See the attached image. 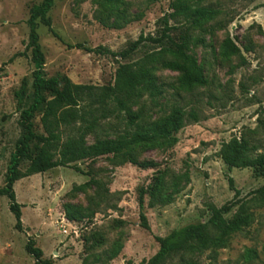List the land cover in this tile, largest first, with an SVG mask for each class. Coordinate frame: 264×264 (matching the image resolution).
<instances>
[{
    "label": "rangeland",
    "instance_id": "rangeland-1",
    "mask_svg": "<svg viewBox=\"0 0 264 264\" xmlns=\"http://www.w3.org/2000/svg\"><path fill=\"white\" fill-rule=\"evenodd\" d=\"M41 1L0 0V188L22 131L16 92L24 77L27 84L21 107L31 102L35 66L31 48H25L29 39L27 20L31 7ZM205 1L225 12L187 31L192 39L188 52L197 59L206 83L190 91L181 90L177 86L179 73L155 63L151 73L162 92L155 100L145 93L128 104L131 111L141 110L147 120L167 115L176 105L186 113L192 109L198 120L186 114L174 144L134 149L136 159L149 160L153 167L120 163L107 154L79 161V170L59 166L15 181L22 229L15 227L8 198L0 195V264H35L25 248L28 239H33L43 257L54 264H142L158 250L155 236L204 222L210 215L208 205L222 206L234 198L235 189L244 200L264 183V174L253 167L229 169L218 153L221 143L232 137L245 138L264 151V0ZM170 2L121 0L110 7L97 0H54L47 13L51 28L41 20L37 27L46 77L66 75L79 84H113L119 66L159 49L144 42L125 58L117 55L141 34L160 36L162 18L173 11ZM230 18L233 20L224 26L217 23ZM170 24H174L173 19H169ZM179 32L172 30V37ZM225 37L239 46L240 55L219 54ZM33 121L35 130L42 133L39 112ZM134 129L125 111H119L100 119L85 140L91 144ZM28 163L23 161L20 169L24 171ZM157 169L166 170L168 178L188 169L190 182L168 205L149 207L148 195L144 196L150 225L147 230L140 226L138 191L148 185ZM228 177L233 178L234 189ZM65 204L79 212L88 207L97 212L92 218L70 220L65 216ZM238 207L234 205L224 217L230 219ZM246 207L252 214L250 224L231 234L224 247L174 255L167 264H184L187 260L195 264H264V205L246 201ZM94 233L102 236V244H93ZM115 241L121 243V250L108 259Z\"/></svg>",
    "mask_w": 264,
    "mask_h": 264
},
{
    "label": "trees",
    "instance_id": "trees-1",
    "mask_svg": "<svg viewBox=\"0 0 264 264\" xmlns=\"http://www.w3.org/2000/svg\"><path fill=\"white\" fill-rule=\"evenodd\" d=\"M103 6L113 7L121 0H97ZM54 4V0H42L33 5L27 20L29 26L26 49L31 48L34 70L32 73L31 102L27 107H21L25 96L26 78L21 81L16 92L17 108L20 110L21 134L18 137L15 149L10 155L5 176V184L0 188V195L9 200V208L14 213L15 227L22 229L21 206L16 201L13 188L15 181L49 169L68 166L79 170V161L93 160L97 157L112 154L120 163L130 162L141 168L153 167L149 160H138L134 156V149L144 145L152 147L165 142L174 144L178 141L177 132L184 126L185 119L197 121V114L191 109L188 113L181 106H173L169 113L156 120L144 119L141 110L131 111L129 103L136 102L143 94L148 93L152 100L162 91L151 73L152 65L161 64L179 73L178 88L190 91L196 86L206 83V77L197 59L188 52V43L192 40L188 29L198 26L207 20H215L224 14L223 10L214 7L205 0H171L173 9L162 20L164 28L160 36L140 35L136 40L117 55L125 58L144 42L159 46L134 61L122 64L116 71L113 84L94 85L74 83L66 75L46 77L45 53L39 42L37 31L38 20L51 28L47 13ZM169 19L174 20L169 25ZM227 21H217L226 25ZM179 29L178 36L172 37L171 31ZM202 42V40L200 41ZM97 51L99 49H88ZM219 54L222 57L240 55V48L230 37H225L220 45ZM12 57L10 58V60ZM152 66V67H151ZM125 111L129 125L135 129L124 131L114 137H105L89 144L85 135L97 127V122L115 114ZM40 113V123L43 132H37L34 125V116ZM219 157L229 169L253 167L264 174V151H259L255 144L249 143L245 138L232 137L221 143ZM28 160L24 171L20 169L23 161ZM190 173L185 169L182 173L167 177V171L157 169L153 173L147 186H141L138 191V208L140 226L149 230L150 225L144 212V196L148 195V206H164L174 202L178 194L189 184ZM232 189L233 178L228 177ZM94 184L99 185L98 183ZM83 186V185H82ZM80 186L79 188H82ZM107 192V190H106ZM240 191L235 189L234 198L222 206L208 205L210 215L200 223L186 224L178 229L171 230L165 236H155L158 250L142 264H167L174 255L200 252L209 247L219 248L227 244L231 234L243 230L252 220V214L246 207V201L257 205H264V183L250 191L244 200L239 198ZM239 204L238 210L230 219L224 213ZM65 216L70 220L92 218L97 209L88 207L85 212L72 209L70 204L64 205ZM93 244L103 243L101 235L94 233ZM121 243L115 241L108 253V259L118 255ZM26 251L35 259V264H54L51 259L43 257V251L36 246L33 239H28ZM184 264H195L187 260Z\"/></svg>",
    "mask_w": 264,
    "mask_h": 264
}]
</instances>
